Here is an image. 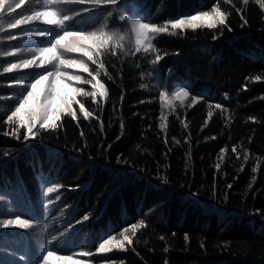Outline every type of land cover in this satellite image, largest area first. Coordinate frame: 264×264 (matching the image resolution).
<instances>
[{
	"label": "trees",
	"instance_id": "16d2710c",
	"mask_svg": "<svg viewBox=\"0 0 264 264\" xmlns=\"http://www.w3.org/2000/svg\"><path fill=\"white\" fill-rule=\"evenodd\" d=\"M97 3L91 29L51 0L0 12V221H31L0 228V264H264V0ZM37 11L71 19L10 28ZM203 11L223 23L172 27ZM136 19L166 31L138 43ZM66 32L84 34L93 59L57 55L89 72L29 51ZM48 71L44 89L65 73L86 94L29 134L7 117Z\"/></svg>",
	"mask_w": 264,
	"mask_h": 264
},
{
	"label": "snow or ice",
	"instance_id": "6c2138e0",
	"mask_svg": "<svg viewBox=\"0 0 264 264\" xmlns=\"http://www.w3.org/2000/svg\"><path fill=\"white\" fill-rule=\"evenodd\" d=\"M99 2V0H97ZM105 4H116L117 0H104ZM245 3H247V0H245ZM4 11H7V9H4ZM87 11V10H85ZM47 13L48 15L45 16L44 14ZM57 13L54 11H37L32 13V15H23V14H17V19L14 21H23L25 17H31V20L35 18L36 20L43 19L46 24L52 25L55 24L49 23L48 21L51 19H48L50 16H56ZM111 15V13H109ZM221 14L217 11L216 16L214 17L212 13L208 11H203L199 14V16H190L187 21L182 19H177L175 23L172 24L173 28H181L186 23L192 24L196 20H205L209 22V27H215V23H212V21H216V23H223L222 19H217L220 17ZM62 20V19H61ZM30 21V20H29ZM53 21H60V20H53ZM26 23V22H22ZM22 23L16 24L14 27L10 28H16L18 25H21ZM135 25L137 26V42L139 43L141 40L147 39V33L148 32H154V33H162L165 32V28H159L155 24L152 23H143L141 20L136 19L134 21ZM63 25V24H62ZM25 35L27 33H24ZM91 36L93 37H103L98 36L95 32L91 33ZM108 40L110 41L112 39L111 36H107ZM12 39H15V36H11ZM107 43H105L106 45ZM82 52L84 56H86L89 60L93 59V53L92 52H84L83 49L77 48L73 53ZM30 63H24L22 61V64L25 68H27L29 65L35 64V59L29 60ZM75 63L71 65V67H79L82 68L84 72H89L88 66L83 63V61L80 60H72ZM95 63V61H93ZM17 67L16 64H11L9 70L15 69ZM100 67H103V64H100ZM49 72V71H48ZM47 72V73H48ZM46 74L41 75L38 79L35 80V82L30 84V89L26 96L22 99V101L19 103V106L15 108V110L11 113L10 116L7 117V119L11 120L12 117H19L21 125H27V132L29 134L33 133V128L36 126L37 123L41 124L42 127H48L50 124L54 126V120H59L60 118V112L64 110H71L72 105L74 103H79L76 99L78 95L86 94L84 93L83 88L74 87L70 83L63 82L62 78H66L68 81H82L83 78L79 75H67L65 73H61L59 76H55L54 82H51L47 89H44L42 85L46 81L49 80L50 77ZM97 76L99 73L96 74ZM43 78V79H41ZM111 79V77H109ZM258 80L259 77H256ZM94 81V82H93ZM84 83H90L93 88L97 89L99 91L100 95H104L103 89L104 84L100 82L99 79H96V77H93L92 80L83 81ZM188 93L181 90L179 95L186 96ZM87 95H95V93H87ZM80 110L84 112V105L81 103ZM217 108H220V105H216ZM85 117L89 115L88 112H84ZM72 116L75 117V112H72ZM208 116L211 117L212 113L211 111L208 112ZM38 135V133H36ZM25 140L28 139V136L24 137ZM233 152L236 151V148L233 147ZM247 159V157H245ZM51 191V189H49ZM85 220L88 219L87 216L84 217ZM10 226L19 227L21 229L28 228L31 226V221L27 219H21L19 217H16L15 219H4L3 221H0V228H7ZM125 239H128V237H125ZM110 243L109 240H105L103 244H100L99 247L101 250H105V246ZM54 255L53 252L49 251L47 255L44 257V261L47 262V260ZM58 259H61V257H57ZM65 260H71V257H63Z\"/></svg>",
	"mask_w": 264,
	"mask_h": 264
},
{
	"label": "clouds",
	"instance_id": "9594fccd",
	"mask_svg": "<svg viewBox=\"0 0 264 264\" xmlns=\"http://www.w3.org/2000/svg\"><path fill=\"white\" fill-rule=\"evenodd\" d=\"M23 3H25V0H0V12H2V10L4 9H14L17 7L18 4H23ZM44 15L47 16L48 14L45 13ZM69 19H71L70 16H64L63 19L60 21L49 20L48 22L49 23L55 22L62 25L64 21ZM29 20H31V17H25L23 21H16L15 23L19 24L22 22H28ZM83 38H84V34L82 33L66 32L64 33L63 36L59 37L51 47L30 49L29 51H35L43 59H47L49 61H52L53 59H58L59 65H67L68 67H71V65L75 62L72 60H65L62 57L58 56L56 50L59 48L66 52H74L79 47V41ZM24 63H30V61H25ZM36 66L39 67L40 65H36ZM47 75L53 76V73L50 72L47 73ZM56 75L59 76L60 73H57Z\"/></svg>",
	"mask_w": 264,
	"mask_h": 264
},
{
	"label": "rangeland",
	"instance_id": "374dc122",
	"mask_svg": "<svg viewBox=\"0 0 264 264\" xmlns=\"http://www.w3.org/2000/svg\"><path fill=\"white\" fill-rule=\"evenodd\" d=\"M96 1L97 0H51V3L59 9L70 11L72 14L71 22L86 26L88 29H91L95 24L98 23L99 16L97 11L101 9ZM33 3L34 0H27L23 4ZM23 4H18V6ZM81 42L82 40L79 41V44ZM62 52L70 59L78 55L77 53L66 52L63 50ZM31 67H36V64H32Z\"/></svg>",
	"mask_w": 264,
	"mask_h": 264
},
{
	"label": "bare ground",
	"instance_id": "6f19581e",
	"mask_svg": "<svg viewBox=\"0 0 264 264\" xmlns=\"http://www.w3.org/2000/svg\"><path fill=\"white\" fill-rule=\"evenodd\" d=\"M143 1V0H142ZM151 1V0H150ZM152 3V2H151ZM132 5V4H131ZM144 5V4H143ZM152 5V4H151ZM133 11V10H132ZM141 11V10H140ZM160 14V13H159ZM193 15V14H192ZM165 19H166V17H165ZM245 20V19H244ZM172 23V22H171ZM162 26V25H161ZM181 31H182V29H181ZM163 36V35H162ZM165 36V35H164ZM12 56V55H11ZM43 61H44V59H43ZM41 64V63H40ZM49 64V63H48ZM51 66V65H50ZM175 67H176V65H175ZM25 70V69H24ZM51 70V69H50ZM49 73V72H48ZM190 81V80H189ZM31 82V81H30ZM29 83V82H28ZM192 83V82H191ZM29 86V85H28ZM211 99V98H210ZM208 100V99H207ZM161 101V100H160ZM210 101V100H209ZM166 104V103H165ZM159 105V104H158ZM161 111V110H160ZM157 113V112H156ZM66 116V115H65ZM64 116V117H65ZM232 117V116H231ZM70 118V117H69ZM64 119V118H63ZM222 120V119H221ZM64 121V120H63ZM230 122V121H229ZM231 123V122H230ZM66 124V123H65ZM64 124V125H65ZM77 124V123H76ZM226 124V123H225ZM60 125V124H59ZM104 126V125H103ZM61 127V126H60ZM66 130V129H65ZM104 131H105V129H104ZM53 149H54V147H53Z\"/></svg>",
	"mask_w": 264,
	"mask_h": 264
}]
</instances>
